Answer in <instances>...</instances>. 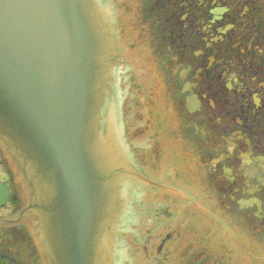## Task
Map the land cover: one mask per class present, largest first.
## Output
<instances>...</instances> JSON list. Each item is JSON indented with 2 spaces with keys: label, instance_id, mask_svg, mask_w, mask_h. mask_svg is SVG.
I'll return each instance as SVG.
<instances>
[{
  "label": "flooded vegetation",
  "instance_id": "1",
  "mask_svg": "<svg viewBox=\"0 0 264 264\" xmlns=\"http://www.w3.org/2000/svg\"><path fill=\"white\" fill-rule=\"evenodd\" d=\"M100 1L115 36L109 90L138 167L110 261L264 264V0ZM6 149L0 264H51Z\"/></svg>",
  "mask_w": 264,
  "mask_h": 264
},
{
  "label": "water",
  "instance_id": "2",
  "mask_svg": "<svg viewBox=\"0 0 264 264\" xmlns=\"http://www.w3.org/2000/svg\"><path fill=\"white\" fill-rule=\"evenodd\" d=\"M101 3L0 0V138L29 174L51 264H106L125 199ZM99 113L111 116L106 139Z\"/></svg>",
  "mask_w": 264,
  "mask_h": 264
}]
</instances>
